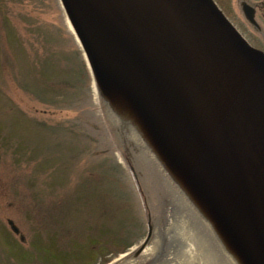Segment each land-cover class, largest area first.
I'll list each match as a JSON object with an SVG mask.
<instances>
[{"label": "water", "instance_id": "obj_1", "mask_svg": "<svg viewBox=\"0 0 264 264\" xmlns=\"http://www.w3.org/2000/svg\"><path fill=\"white\" fill-rule=\"evenodd\" d=\"M61 1L107 98L126 94L228 243L264 264V52L213 0Z\"/></svg>", "mask_w": 264, "mask_h": 264}, {"label": "rangeland", "instance_id": "obj_2", "mask_svg": "<svg viewBox=\"0 0 264 264\" xmlns=\"http://www.w3.org/2000/svg\"><path fill=\"white\" fill-rule=\"evenodd\" d=\"M13 1L0 0V31L9 26L19 28L20 17L27 16V13L23 14L27 12V8L35 9L40 16L36 20V25L43 28L44 24V29L51 32L54 37V41L48 44V49L56 51L57 63L61 66L60 71L67 78L66 80L73 81V84L78 81L80 85L86 83L90 85L89 80L86 82L84 74L81 77L82 57L68 35L62 11H58L54 4L45 3L38 6L25 4L26 0ZM218 1L237 27L250 37L251 34L246 32L244 22L237 13L234 10L229 11L227 4L231 0ZM7 8L9 13L5 12ZM14 8H17L22 15L13 19L11 12ZM254 38L261 48L260 39ZM0 42L2 44L0 57H2L7 53L8 43H4L1 36ZM44 47L37 44L32 50L28 49L27 55L29 57L41 55ZM13 53L20 56L17 48ZM53 73L56 74L55 70ZM0 80L8 95L4 97L6 101H0V139L7 133L11 140L8 147V142L0 141V264H9L11 259L15 264H115L117 258L132 252L146 237V230L143 233L139 232L141 236L138 233L137 237H134L136 239L130 240L132 234H125L124 225L114 220L112 209L114 204L103 193L106 187L101 185L104 179L101 169L106 164L101 163L100 170L94 173L91 171L92 165L89 161L83 160L78 166L76 161H72L67 169L60 171V158L64 156L65 160H68L69 155L66 153L62 155V149L58 152L54 151L55 158L46 155L43 137L25 123L27 116L44 119L52 125L68 122L76 117L78 112H57L55 116L51 115L52 111L45 113L42 106L36 104L32 95H25L19 88H15L5 71L0 72ZM91 88L97 106L96 117L99 119L98 122L95 121L94 128L105 130L109 144L115 147L117 158L122 161L120 147L128 139H122L120 128L113 123L111 106L105 99L97 96L99 94L94 83ZM9 103H15L17 111L20 112L5 113L10 106ZM61 130L62 128L59 129L57 136ZM96 134L99 136L98 131ZM94 137L96 138L95 135ZM45 139L50 142L48 135ZM54 140L62 143L59 137L55 136ZM54 140L51 145L54 144ZM119 148L121 151L118 150ZM135 148L138 149V146ZM74 151L71 149V155H74ZM133 151L139 167L142 168V154ZM16 153L18 155L14 156ZM148 164L154 174L149 170L145 171L146 168L143 169L147 198L156 216V227H160V231L167 234L166 231L170 228L177 211L176 199L168 189H163L161 186L163 177L159 173V167L156 166L155 169L153 163ZM161 170L168 171L166 167ZM106 178H108L107 174ZM159 189L164 190L161 195ZM9 221L18 228L19 235L12 232ZM214 246V244L211 246L212 249L215 248ZM175 250L174 246L164 260L172 258L171 255ZM222 252L224 253L223 250ZM214 254L211 253L210 256L216 257ZM147 257L145 252L140 261H144ZM214 262L222 264L223 257L217 256Z\"/></svg>", "mask_w": 264, "mask_h": 264}, {"label": "trees", "instance_id": "obj_3", "mask_svg": "<svg viewBox=\"0 0 264 264\" xmlns=\"http://www.w3.org/2000/svg\"><path fill=\"white\" fill-rule=\"evenodd\" d=\"M17 1L18 0H14L13 2ZM26 1L27 3L25 4L38 6L39 4L45 3H48V5L54 4L56 9L58 11H61L58 0ZM5 12L9 13V8L5 9ZM26 13L27 16L20 17L19 28L17 26H9L8 28H4L3 31H0V36L1 38H3V42L8 43L6 55L0 57V72L3 73L5 71L7 73L10 82L15 86V88H19L25 95H32L35 98L34 100L36 104L38 106H42V109L45 110V113L52 111L51 115L55 116L57 112L62 113L65 111H76L78 112V115L70 119L68 122L63 121L53 125L48 121H44V119L39 120L27 116V120H25V123L27 124V126L29 125L33 127L36 132L38 134H41V137H43L42 141L45 145L46 155H49L51 158H55V156L53 155L54 151L58 152L61 149L62 155H64V153L69 155L68 160H65L64 156L62 157L63 159L60 158V171L67 169L68 165L70 166L72 161H76L75 163L78 166L83 160L89 161L91 165L94 166V169L100 168L101 163H104L106 165L102 168V170L106 171L111 164L109 162V157H112V154L110 152L111 148L109 147L108 142L105 140L101 129L97 128L95 130L94 128L95 121L98 122V119H96L95 113L92 109L93 101L90 85L89 87L88 83H86L85 85H80V82L78 81H75L73 84V81L66 80L67 78H65L62 71H60L61 66H59V64L57 63L56 51L53 52L51 49H48V44L51 41H54L52 33L47 32V30L44 29V24L43 28H40L36 25V20L40 16L35 9L27 8V12L23 14ZM18 15L22 14L17 8H14L11 12V16H13L14 19V17ZM12 22H14V20ZM68 35L74 41L71 33H68ZM1 42L0 45H2ZM37 44H40L41 47H44V44H46V46L43 48V54L29 57L27 55V53H29L28 49L32 50L33 46ZM16 48L20 56H17L13 53V50L16 52ZM79 53L81 55L80 50ZM81 64V77L84 74V76H86V82L87 80H89V82L91 83L90 74L86 68L83 57L81 60ZM54 70L56 74L53 73ZM71 84H73L72 87ZM7 96L8 95H6V91L3 89L0 80V101H6L4 97ZM9 105L10 106L7 108V111L5 113L11 114V112H20L17 111L18 108H16L15 103H9ZM81 115L83 116L81 117ZM60 128H62V130L57 136ZM96 131H98L99 136H97ZM47 135L50 142L46 141L45 139ZM94 135L96 136V138L94 137ZM55 136L59 137L62 143L54 140ZM1 140L8 142L7 147L11 143V140L8 137L7 133L0 139V141ZM53 140L55 142L53 145H51ZM72 144L74 145L67 146ZM71 149L75 150L74 155H71ZM5 152L6 151H4V153ZM16 155L18 154H14V156ZM34 161L36 162V160ZM106 172L108 173L107 181L109 187H120V194H122L120 206L121 208L125 207L123 209V215L126 218V215L128 213H131L132 210L135 211L133 207L134 204L131 203V200H127V197H125L128 193L129 183L124 176L121 183L120 181H116L114 179V176L111 175L110 170ZM139 216L140 222L142 220L141 212Z\"/></svg>", "mask_w": 264, "mask_h": 264}, {"label": "bare ground", "instance_id": "obj_4", "mask_svg": "<svg viewBox=\"0 0 264 264\" xmlns=\"http://www.w3.org/2000/svg\"><path fill=\"white\" fill-rule=\"evenodd\" d=\"M120 103H113L118 113H123L128 117L126 123H120L121 126L126 129L127 134L137 144L143 157L153 163H158L161 169L166 166L169 161L165 159L164 153L160 147L162 143L159 139L150 136L145 130L143 121L139 120L137 114L138 111L129 105L126 94H124ZM113 97H118L117 94H112ZM172 167V165H171ZM173 168V167H172ZM166 186L176 197V214L173 222L170 226L169 233L167 236L163 232L155 231L150 244L146 248L148 255L142 262H128L125 264H171L174 261L176 264H215L214 258L217 260V256L223 257L222 264H248L247 261L243 260V256L240 251L233 246L234 250L228 243L223 241L219 242L218 239H225L224 232L216 224L218 216L212 217L207 215L194 197L186 190V177L181 174L168 178L164 176ZM185 186V187H184ZM198 206V207H197ZM204 213V214H203ZM165 240V246H171L177 243L178 248L174 253V258L170 261H163L169 248L161 256H157V250L160 244ZM215 245L214 249L211 246ZM217 244V248H216ZM224 251V253L222 252ZM206 253V254H205ZM214 254L213 257L210 254ZM209 255V256H208ZM156 257V259H155ZM154 258V259H153ZM154 260V261H153ZM244 261V263H243Z\"/></svg>", "mask_w": 264, "mask_h": 264}, {"label": "flooded vegetation", "instance_id": "obj_5", "mask_svg": "<svg viewBox=\"0 0 264 264\" xmlns=\"http://www.w3.org/2000/svg\"><path fill=\"white\" fill-rule=\"evenodd\" d=\"M243 2H247L251 7H253L254 8V13H255V18L257 19V20H263L264 21V2H262V4H258L257 2H255V3H252L251 1H249V0H243L242 1V3ZM257 29V31H259V32H261V33H264V26H261L260 25V27H256Z\"/></svg>", "mask_w": 264, "mask_h": 264}]
</instances>
